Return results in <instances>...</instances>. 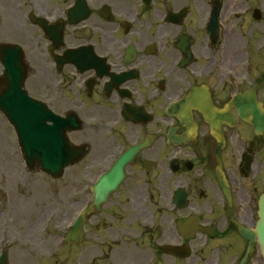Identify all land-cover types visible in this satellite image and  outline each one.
<instances>
[{"label": "flooded vegetation", "instance_id": "1", "mask_svg": "<svg viewBox=\"0 0 264 264\" xmlns=\"http://www.w3.org/2000/svg\"><path fill=\"white\" fill-rule=\"evenodd\" d=\"M261 4L255 19L253 0H0L21 91L82 154L40 264H264L238 230L264 192V122L232 102L255 88L264 110Z\"/></svg>", "mask_w": 264, "mask_h": 264}, {"label": "rangeland", "instance_id": "2", "mask_svg": "<svg viewBox=\"0 0 264 264\" xmlns=\"http://www.w3.org/2000/svg\"><path fill=\"white\" fill-rule=\"evenodd\" d=\"M260 1L253 0L255 5ZM0 133L10 144L0 146V244L9 248L8 264H39L40 256L31 257L30 245L53 239L57 202L67 198L70 189L64 188L66 179L28 173L6 124L0 125Z\"/></svg>", "mask_w": 264, "mask_h": 264}, {"label": "water", "instance_id": "3", "mask_svg": "<svg viewBox=\"0 0 264 264\" xmlns=\"http://www.w3.org/2000/svg\"><path fill=\"white\" fill-rule=\"evenodd\" d=\"M10 83L19 89L14 80ZM0 111L14 127L19 146L30 167L33 169L34 163H37L41 171L59 177L63 168L71 163L73 151L56 148L55 117L30 98H0ZM48 121L52 124L48 125ZM258 217L256 234L264 254V198L259 201Z\"/></svg>", "mask_w": 264, "mask_h": 264}]
</instances>
